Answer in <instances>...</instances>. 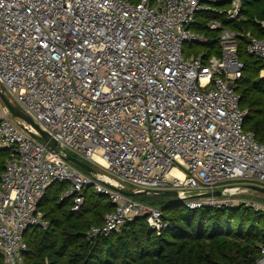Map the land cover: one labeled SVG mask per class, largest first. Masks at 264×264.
<instances>
[{"label": "built area", "instance_id": "built-area-1", "mask_svg": "<svg viewBox=\"0 0 264 264\" xmlns=\"http://www.w3.org/2000/svg\"><path fill=\"white\" fill-rule=\"evenodd\" d=\"M242 1L0 0V92L58 143L53 152L36 142L0 97V150L9 153L0 264H26L25 233L50 228L41 204L57 184L67 185L60 202L73 200L75 212L89 190L114 207L87 233L90 244L137 218L158 235L173 228L160 209L120 191H175L191 211L264 215L263 205L234 199L248 191L234 184L264 187V144L245 131L238 85L239 41L264 61V38L227 26L245 19ZM206 13L224 18L208 25L220 55L186 57V45L210 42L195 30ZM71 153L104 174L82 175ZM216 191L224 195L204 197Z\"/></svg>", "mask_w": 264, "mask_h": 264}, {"label": "trees", "instance_id": "trees-1", "mask_svg": "<svg viewBox=\"0 0 264 264\" xmlns=\"http://www.w3.org/2000/svg\"><path fill=\"white\" fill-rule=\"evenodd\" d=\"M242 2L245 19L227 26L264 38V30L255 22H264V0ZM215 20L224 21V18L212 13L198 17L195 30L209 37L210 42L186 45V57L208 59L220 55L218 33L210 31L208 26ZM239 45V60L244 65L238 82L239 93L242 108L249 111L244 128L264 144V80L260 79L264 61L248 55L243 40ZM8 154L7 150H0V176ZM66 189V184L54 185L41 204L50 228L30 229L25 233L26 264H257L264 248L263 214L246 207L191 211L184 203L162 205L160 210L165 220L173 225L169 231L158 235L149 229L146 219L137 218L121 231L90 244L87 233L93 227L102 226L105 215L114 207L107 198L89 190L84 206L75 212L73 200L60 202Z\"/></svg>", "mask_w": 264, "mask_h": 264}, {"label": "water", "instance_id": "water-1", "mask_svg": "<svg viewBox=\"0 0 264 264\" xmlns=\"http://www.w3.org/2000/svg\"><path fill=\"white\" fill-rule=\"evenodd\" d=\"M0 97L4 104L7 106L9 109L12 117L15 119H18L25 123L27 126H23V129L39 144L49 148L51 151L56 152L58 148V143L52 139L46 132H44L39 125L33 120L32 117L28 116L25 114L20 107H17L13 105L7 97L0 92ZM67 161L70 162L71 164L83 169L84 171L87 172L89 175H93L96 173V169L88 164L83 162L82 160L73 157L71 155H68L66 157ZM237 186V185H236ZM235 186V187H236ZM238 187L244 188L248 191H253L256 193L264 194V187H260L258 185H253V184H241L238 185ZM123 195L127 197H138L141 194H153V195H158V196H166V197H178V193L175 191H167V190H161V191H154V190H149L144 193H137V192H132V191H120ZM224 195L223 191H216L214 193H208L205 194L204 197H222ZM180 200V199H179ZM181 201V200H180ZM182 202V201H181Z\"/></svg>", "mask_w": 264, "mask_h": 264}, {"label": "rangeland", "instance_id": "rangeland-1", "mask_svg": "<svg viewBox=\"0 0 264 264\" xmlns=\"http://www.w3.org/2000/svg\"><path fill=\"white\" fill-rule=\"evenodd\" d=\"M198 46H200V45H198ZM71 155L76 157V158H79L80 160H83L82 158H80L78 155H76L74 153H71ZM83 161H85V160H83ZM74 167H75V165H74ZM93 167L96 169L97 172H101L102 174H104V171L102 169H100L98 166L95 165ZM76 169L82 175H87V172L84 171L83 169H81L79 167H77ZM241 184H244V183H237L234 185L238 186ZM129 187H130V189L132 188L131 186H129ZM238 193H241V192H238ZM134 198L144 206H147L150 208H157V209H161L162 205L164 203H173V204L183 203L177 197H166V196H158V195H153V194H141L140 196L134 197ZM234 199H235V201H239L238 199L249 200L252 202L259 203V204L264 206V194L256 193L253 191H245V193L240 194V196H237V194H236V196H234Z\"/></svg>", "mask_w": 264, "mask_h": 264}, {"label": "bare ground", "instance_id": "bare-ground-1", "mask_svg": "<svg viewBox=\"0 0 264 264\" xmlns=\"http://www.w3.org/2000/svg\"><path fill=\"white\" fill-rule=\"evenodd\" d=\"M173 174H175V175H176V171H174V172H173ZM240 190H244V188H241Z\"/></svg>", "mask_w": 264, "mask_h": 264}]
</instances>
